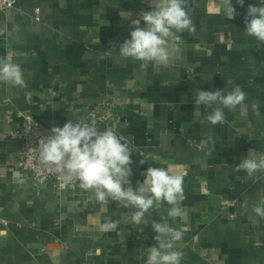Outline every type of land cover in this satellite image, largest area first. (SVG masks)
<instances>
[{
    "label": "crops",
    "instance_id": "crops-1",
    "mask_svg": "<svg viewBox=\"0 0 264 264\" xmlns=\"http://www.w3.org/2000/svg\"><path fill=\"white\" fill-rule=\"evenodd\" d=\"M259 4L232 0L237 15L229 20L222 0H185L195 31L178 34L182 43L167 66L119 56L131 20L152 10L153 0H16L0 11V57L19 63L28 85L0 84V217L7 223H0V264L147 260L156 233L132 222L133 209L101 206L79 187L57 193L51 181L37 183L16 166L20 142L10 134L23 115L47 133L110 102L114 116L93 119L135 149L132 186L149 167L184 177L186 215L169 218L164 203L148 216L183 232L180 264H264V218L251 213L264 206V180L236 167L253 149L264 151V46L245 33L248 6ZM233 85L247 94L243 107L224 109L226 122L212 125L201 122L212 110L199 106L197 119L196 90ZM108 219L117 227L101 231Z\"/></svg>",
    "mask_w": 264,
    "mask_h": 264
},
{
    "label": "clouds",
    "instance_id": "clouds-1",
    "mask_svg": "<svg viewBox=\"0 0 264 264\" xmlns=\"http://www.w3.org/2000/svg\"><path fill=\"white\" fill-rule=\"evenodd\" d=\"M236 3L243 6L244 0H236ZM222 5L229 20L237 15L232 0H222ZM128 15L124 12L122 18ZM245 23V33L255 37L264 46V0H260L259 6H248ZM131 25L133 30L130 39H125L119 45V56L141 61L142 66L149 63L169 65L182 43V37L178 34L185 30L195 31L185 8V0H153L152 10H142L139 18L131 20ZM4 31L0 29V34ZM0 84L28 87L21 65L14 62L10 55L0 57ZM195 92L197 108L194 113L197 119L200 118L199 106L209 108L211 113L201 122L212 125L225 123L224 109L235 111L243 107L247 99V94L235 85L227 92L223 89H198ZM251 107L258 110L259 105L254 103ZM134 151L113 130H100L91 116H77L76 122L69 120L63 127H52L51 135L40 137L36 146L39 162L58 174L61 187L78 185L104 207L110 201H116L120 207L133 209L131 220L135 225H151L156 233V244L146 249L147 260L144 264H180L184 254L176 242L183 239V232L171 227L167 221H150L148 216L151 209L164 203L170 205L167 213L169 218H182L186 215L180 206L185 199L184 177L171 169L149 167L143 181H138L136 187H133L130 177ZM140 163H145V159ZM236 167L238 171H244L249 179L264 180V154L257 155L255 149L242 158ZM251 213L253 218H264V206H253ZM116 227L117 222L111 219L100 225L101 231L105 232Z\"/></svg>",
    "mask_w": 264,
    "mask_h": 264
},
{
    "label": "built area",
    "instance_id": "built-area-1",
    "mask_svg": "<svg viewBox=\"0 0 264 264\" xmlns=\"http://www.w3.org/2000/svg\"><path fill=\"white\" fill-rule=\"evenodd\" d=\"M15 2L16 0H0V11L12 9ZM37 15L38 10H35V17H37ZM115 108V104H112L111 102L105 103L102 105V111L98 109H92L90 111V116L99 122H106L114 116ZM97 112H100V114H97ZM10 135L20 142L19 156L16 165L18 169L28 173L37 183L51 181L57 193H60L66 189H77L78 185L61 187L58 174L55 173L54 170L46 168L39 162L36 154V146L38 145L40 137H47L51 135V132L46 133L42 124L38 122L32 115H23L21 127L12 132ZM261 154H264V151ZM0 223L4 226L7 225V223L2 220L1 217Z\"/></svg>",
    "mask_w": 264,
    "mask_h": 264
}]
</instances>
